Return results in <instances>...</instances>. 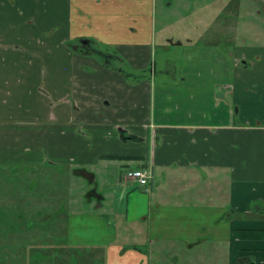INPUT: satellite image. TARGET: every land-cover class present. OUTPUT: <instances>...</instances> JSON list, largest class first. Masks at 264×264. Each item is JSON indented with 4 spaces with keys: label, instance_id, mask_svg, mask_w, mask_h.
Returning <instances> with one entry per match:
<instances>
[{
    "label": "crops",
    "instance_id": "0c3cea01",
    "mask_svg": "<svg viewBox=\"0 0 264 264\" xmlns=\"http://www.w3.org/2000/svg\"><path fill=\"white\" fill-rule=\"evenodd\" d=\"M229 2L207 1V10L215 11L216 21L223 22L210 26L205 47L216 46L224 52L226 43L237 46V42L225 40L230 37L224 23ZM156 3L0 0V165L18 168L46 161L83 166L141 161L144 166L134 169L152 167L154 177L149 187L142 188L146 198H134V211L128 219L135 221L147 214L142 219L154 227L158 241L164 237L193 245L187 239L201 240L207 227L206 221L192 226V212L233 209L232 220H219V213L216 221L227 226L221 241L230 260L254 253L256 264H264V220L244 219L254 214L264 217V96L260 103L241 96L237 108L220 105L211 122L194 120L192 110L184 121L159 118L155 96L161 87L142 70L151 63L155 51ZM86 39L94 40L96 48L112 56L105 60L95 52L78 50L81 40ZM187 44L191 51L199 41L188 39ZM178 45L184 47L185 42ZM258 45L255 47L264 50V44ZM249 62L254 70L259 68L256 73L260 76L248 78L256 87L258 81H264V60ZM199 84L196 75L181 78L176 87L163 90L169 93L184 87L193 96ZM235 87L218 82L215 93ZM164 100L158 101L165 106ZM251 105L255 107L253 114L248 112ZM199 112L205 117L207 110ZM170 169L191 171V177L200 172L202 186L182 191L178 185L175 200H154L152 194L161 184L156 173L164 175ZM125 183H131L132 189L138 186L137 181L125 179ZM219 193L224 196L220 203L215 202ZM131 196H127V214ZM165 213L188 217L190 222L172 221L169 234L164 222L160 223ZM154 222L157 225L153 226ZM142 254L130 250L128 260L122 254L117 256L128 261L126 264H137L145 259Z\"/></svg>",
    "mask_w": 264,
    "mask_h": 264
},
{
    "label": "rangeland",
    "instance_id": "374dc122",
    "mask_svg": "<svg viewBox=\"0 0 264 264\" xmlns=\"http://www.w3.org/2000/svg\"><path fill=\"white\" fill-rule=\"evenodd\" d=\"M207 1L157 0L156 33L153 42L155 51L151 63L156 62V83L157 87H161L155 96V113L159 118L171 119L173 122L184 121L189 119V111L192 110L194 120L211 122L216 116L213 114L221 110V107L218 108L220 105L225 108L227 103L237 108V100L240 101L241 96L249 101L256 100L255 103H260L259 99L264 96V81H258L255 87L253 82L248 80L260 76L256 73L259 68L254 70L249 60L254 62L264 60V50L255 47L264 44V0H230L229 11L224 21L230 37L225 40L231 39L237 42L235 44L237 46H234V43H226L224 52L218 50L216 46L207 48L204 45L208 42L206 32L210 26L214 28L219 21L223 22L216 21L215 11L207 10ZM208 13L212 14L211 17ZM188 39L199 41L195 50L190 51ZM172 40L176 42L181 40L185 45L176 50L177 46L171 45ZM168 49H172V53L167 52ZM168 59L173 61L172 64H165ZM151 63L142 69L143 72L151 74ZM189 68L190 71H186ZM196 75L200 84L197 93H192L193 96L189 94L188 88L184 87L175 92L172 90L165 93L169 86L176 87L181 78H193ZM218 82H229L237 87L235 90L231 88L218 91L216 95ZM159 99H165L166 107L158 101ZM233 101L236 104H233ZM248 107L250 108L248 112L253 114L255 107L253 105ZM165 109L169 111H164ZM205 110L207 113L203 117L199 111ZM237 120L235 115V123ZM84 166L93 171L97 190L104 195L101 206L97 204L96 197L92 201L87 200V193L92 185L90 180L78 171L83 165L43 163L21 165L16 169L9 164L0 165V211L5 212L3 215L0 212V242H3L0 243V264H9L7 259L11 257V252H6L2 248L7 241L12 243V250L13 248L19 250L21 245H25L26 259L58 258L59 251L68 243V250L76 249L75 253L80 258H84V253L89 251L87 247L96 245L90 251L109 253L106 264H126L128 261L125 260L131 258L129 251H138L134 246L140 247L143 254L150 257L148 264H236V261L230 260L229 251L221 241V238L224 239L222 235H225L227 226L216 222L219 213H223L192 212V226H199L201 222L206 221L204 225L207 227V235L202 238L203 240L191 237L187 239L194 242L193 245L171 239L163 240L164 237L156 241L154 227H151L148 221H143L141 217L135 221L128 219L134 211L132 210L134 198H146L142 188L149 187L150 184L146 186L138 184L132 189L131 183L126 185L122 177L125 172L144 166V163L138 160L126 164L103 161ZM190 172L174 169L167 170L164 175L157 172L161 184L153 192V199L163 202L175 200L173 193L180 191L175 189L178 185L182 191L186 189L190 191V186L194 185L201 187L202 174L197 172L196 177H191ZM211 185L209 183L210 187ZM129 194L132 196L129 203L130 212L127 214ZM219 196L215 202H222L223 193H219ZM187 218H174L171 213H165L162 221H159L164 222L165 230L171 234L172 221L190 222ZM244 219L255 221L264 220V217L254 214L252 217L246 215ZM230 220L232 218L226 217L225 223ZM59 221L62 223L59 226L65 224L66 229L58 226ZM155 225L156 222L153 226ZM149 234H153L152 240L149 239ZM122 253H125L123 257L127 256V259L120 258L121 262L117 261V254ZM247 257L255 259L254 263L248 264L257 263V254L253 253ZM101 258L103 257H97L98 260ZM28 262L29 260L26 264ZM80 262L85 264L84 260Z\"/></svg>",
    "mask_w": 264,
    "mask_h": 264
},
{
    "label": "flooded vegetation",
    "instance_id": "af4514ba",
    "mask_svg": "<svg viewBox=\"0 0 264 264\" xmlns=\"http://www.w3.org/2000/svg\"><path fill=\"white\" fill-rule=\"evenodd\" d=\"M178 44H181V41H178V42H174L173 43V41H172V43H171V45H176L177 46V49L179 48L180 49V45H178ZM99 48H96L94 45H93V43L92 42H90L89 41V39H86V40H81V42H80V44H79V49L78 50H80V51H85V52H88V53H91V52H95L97 55H99V56H101L102 58H104L105 60H108L112 55L110 54V53H107V52H105V51H102V50H98ZM176 49V50H177ZM178 49V50H179ZM88 50V51H87ZM175 50V49H174ZM166 51V50H165ZM170 51V50H169ZM169 53H172V51L171 52H169ZM164 56H166V55H164ZM164 60V59H163ZM172 62L173 61H171V60H166L165 61V64L166 63H168V64H172ZM247 63V62H246ZM151 70H150V72H151V76H152V78L156 81V74H157V65H156V62H153L152 61V63H151ZM164 73H166L165 71H164ZM165 77V76H164ZM161 79V78H160ZM159 79V80H160ZM145 169H147V168H145ZM148 170H150L151 171V173H152V177H151V179H150V181L147 183V184H150L152 181H153V177H154V172H153V169H152V167H151V169H148ZM78 171L84 176V177H86L87 179H89L90 180V183H91V185H92V187L89 189V192L87 193V200H89V201H92L93 200V198L94 197H96V199H97V204L99 205V206H101L102 205V203H103V200H104V195L103 194H101L100 192H98V190H97V183H96V181H95V175H94V173L93 172H91V171H89L86 167H82L81 169H78ZM129 172V171H128ZM128 172L126 173V181H136L135 179H132L131 177H129L128 176ZM146 184V185H147ZM145 185V186H146ZM98 206V207H99ZM233 214V215H232ZM235 216V211H233V209H229V210H227L225 213H223L220 217H219V220H224L226 217H230V219L232 218V217H234ZM142 218H147V214L146 215H143L142 217H141V219ZM143 221H145L144 219H142ZM147 221V220H146ZM61 228H65L66 229V226H65V224L61 227ZM151 238H154V237H149V239H151ZM154 239H156V241H158V239L155 237ZM152 240V239H151ZM65 248H66V250H65V248L64 249H62V251H59V255H60V257H58V258H54V259H49V258H45V257H43V260H45L42 264H81V262H80V260L82 261V260H87V259H89V260H91V259H97V257L98 256H102L103 258H101L100 259V264L102 263V264H106V259L108 260L109 259V253L107 254L105 251H104V253L103 254H100V252L98 253V252H92V251H90V249H92L95 245H93V246H90V247H87V249H89V251H86V253H84V258H80V257H77V253H75L76 252V249H70V250H68V248H69V244L68 243H66L65 244ZM130 247H132V246H127V248H130ZM135 248H136V250H138V251H141L142 252V249L140 248V247H138V246H134ZM79 248H82V246H79ZM124 250V249H123ZM143 253V252H142ZM125 253H122V255H124ZM111 255V254H110ZM142 255H144L145 256V259H142V260H140L137 264H148V262H149V256H147L146 254H142ZM74 256H76V257H74ZM88 257V258H85V257ZM76 258H78V261H73V260H75ZM42 259V258H41ZM117 261H120L121 262V259H120V257H118V259H117ZM75 262V263H74ZM77 262V263H76ZM255 262V259H254V257H247V258H245V257H240L237 261H236V264H248V263H254ZM85 264H86V262H85Z\"/></svg>",
    "mask_w": 264,
    "mask_h": 264
},
{
    "label": "trees",
    "instance_id": "16d2710c",
    "mask_svg": "<svg viewBox=\"0 0 264 264\" xmlns=\"http://www.w3.org/2000/svg\"><path fill=\"white\" fill-rule=\"evenodd\" d=\"M89 41L92 42V43H95V41L92 40V39H89ZM77 47L79 49V45ZM98 50H102V49H98ZM46 163H52V162L51 161H46ZM52 164H55V163H52ZM12 166L15 167V165H12ZM0 212H1V215H3L5 213L4 210H2ZM0 221H1V218H0ZM57 223H58V226L62 225V223L60 221L57 222ZM13 227H15V226H13ZM59 227L61 228L62 226H59ZM0 243H3V242H0ZM2 248H3V250H6V252H11V254H10L11 257H8L9 259H7V262L9 264H26V261H28V260H29L28 264H42L45 261V260H43V257H39V258H32L31 257V258L26 259L25 253L27 252V248L25 247V245H21L19 250H14L15 248H13V250H12L11 249L12 248V243L7 241ZM74 257H76V256H74ZM85 258H88V257L86 256ZM73 261H78V258H76ZM85 262H86V264H99L100 260H98V259H91V260L87 259V260H85Z\"/></svg>",
    "mask_w": 264,
    "mask_h": 264
},
{
    "label": "built area",
    "instance_id": "2783aa9c",
    "mask_svg": "<svg viewBox=\"0 0 264 264\" xmlns=\"http://www.w3.org/2000/svg\"><path fill=\"white\" fill-rule=\"evenodd\" d=\"M128 176L132 179H135L138 184L140 185H146L151 177L152 173L150 170L141 168V169H133L128 172Z\"/></svg>",
    "mask_w": 264,
    "mask_h": 264
}]
</instances>
